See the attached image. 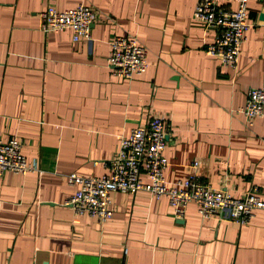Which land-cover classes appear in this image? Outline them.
<instances>
[{
    "label": "crops",
    "instance_id": "0c3cea01",
    "mask_svg": "<svg viewBox=\"0 0 264 264\" xmlns=\"http://www.w3.org/2000/svg\"><path fill=\"white\" fill-rule=\"evenodd\" d=\"M233 9L230 0H215ZM196 0H0V138H15L38 172L0 174V264H264V210L241 226L175 219L164 198L110 195L111 217L64 206L65 177H99L118 140L150 117L163 120L167 185L194 172L210 188L264 201V105L245 123L247 91H264V0H246L236 68L205 54L214 31L192 18ZM83 4L88 42L43 34L38 13ZM114 37H133L147 67L131 80L106 64ZM195 162L196 169H189Z\"/></svg>",
    "mask_w": 264,
    "mask_h": 264
},
{
    "label": "built area",
    "instance_id": "2783aa9c",
    "mask_svg": "<svg viewBox=\"0 0 264 264\" xmlns=\"http://www.w3.org/2000/svg\"><path fill=\"white\" fill-rule=\"evenodd\" d=\"M233 9L217 5L215 0H196L192 18L201 23L203 31H214L213 41L206 45L207 56L217 59L224 68L235 69L239 47L244 40L246 0H230ZM95 15L90 7L78 4L72 9L57 11L47 7L38 13V30L43 34L68 30L71 42L90 40ZM106 64L113 77L131 80L142 75L147 67L146 50L133 37H114L108 44ZM264 91L250 89L244 105L236 111L247 125L262 115ZM166 136L163 120L150 117L142 126L132 128L120 137L113 157L103 164L105 174L80 177L70 173L65 184L72 194L63 203L75 215L95 217L101 223L111 217L109 197L113 193L134 195L145 192L153 199L164 198L175 219H182L188 204H193L201 219L222 217L237 225L249 223L255 210H264V201L251 188L240 198L225 191L210 188L194 172L167 185L164 178L166 162L162 157ZM195 162L189 169H196ZM38 172L36 161L21 154V144L15 138H0V174L26 175Z\"/></svg>",
    "mask_w": 264,
    "mask_h": 264
}]
</instances>
